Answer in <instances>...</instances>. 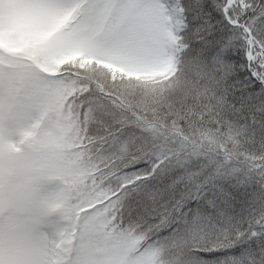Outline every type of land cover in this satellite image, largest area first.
Wrapping results in <instances>:
<instances>
[{"label":"snow or ice","instance_id":"1","mask_svg":"<svg viewBox=\"0 0 264 264\" xmlns=\"http://www.w3.org/2000/svg\"><path fill=\"white\" fill-rule=\"evenodd\" d=\"M0 264H264V0H0Z\"/></svg>","mask_w":264,"mask_h":264}]
</instances>
